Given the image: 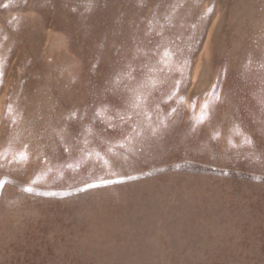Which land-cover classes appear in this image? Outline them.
<instances>
[{"label": "rangeland", "instance_id": "rangeland-1", "mask_svg": "<svg viewBox=\"0 0 264 264\" xmlns=\"http://www.w3.org/2000/svg\"><path fill=\"white\" fill-rule=\"evenodd\" d=\"M0 264H264V0H0Z\"/></svg>", "mask_w": 264, "mask_h": 264}, {"label": "snow or ice", "instance_id": "snow-or-ice-1", "mask_svg": "<svg viewBox=\"0 0 264 264\" xmlns=\"http://www.w3.org/2000/svg\"><path fill=\"white\" fill-rule=\"evenodd\" d=\"M6 182V181H5ZM30 190V189H29Z\"/></svg>", "mask_w": 264, "mask_h": 264}]
</instances>
